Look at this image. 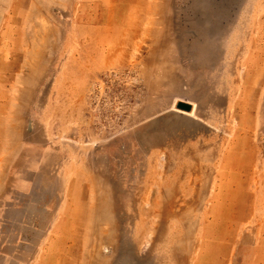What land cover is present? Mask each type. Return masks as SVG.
<instances>
[{
    "label": "rangeland",
    "instance_id": "rangeland-1",
    "mask_svg": "<svg viewBox=\"0 0 264 264\" xmlns=\"http://www.w3.org/2000/svg\"><path fill=\"white\" fill-rule=\"evenodd\" d=\"M0 264H264V0H0Z\"/></svg>",
    "mask_w": 264,
    "mask_h": 264
},
{
    "label": "water",
    "instance_id": "water-1",
    "mask_svg": "<svg viewBox=\"0 0 264 264\" xmlns=\"http://www.w3.org/2000/svg\"><path fill=\"white\" fill-rule=\"evenodd\" d=\"M177 106L179 108H183V109H186V110H191V108H192V104L190 102L183 101V100L179 101Z\"/></svg>",
    "mask_w": 264,
    "mask_h": 264
},
{
    "label": "bare ground",
    "instance_id": "bare-ground-1",
    "mask_svg": "<svg viewBox=\"0 0 264 264\" xmlns=\"http://www.w3.org/2000/svg\"><path fill=\"white\" fill-rule=\"evenodd\" d=\"M181 109H183V108H181ZM184 110H186V109H184Z\"/></svg>",
    "mask_w": 264,
    "mask_h": 264
}]
</instances>
